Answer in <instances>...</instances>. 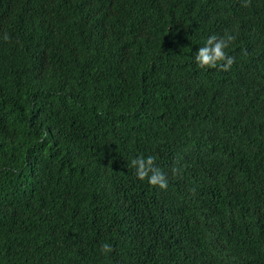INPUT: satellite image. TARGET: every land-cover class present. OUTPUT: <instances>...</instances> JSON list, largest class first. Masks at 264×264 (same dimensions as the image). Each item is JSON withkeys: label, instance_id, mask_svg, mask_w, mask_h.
Instances as JSON below:
<instances>
[{"label": "trees", "instance_id": "16d2710c", "mask_svg": "<svg viewBox=\"0 0 264 264\" xmlns=\"http://www.w3.org/2000/svg\"><path fill=\"white\" fill-rule=\"evenodd\" d=\"M0 264H264V0H0Z\"/></svg>", "mask_w": 264, "mask_h": 264}, {"label": "clouds", "instance_id": "9594fccd", "mask_svg": "<svg viewBox=\"0 0 264 264\" xmlns=\"http://www.w3.org/2000/svg\"><path fill=\"white\" fill-rule=\"evenodd\" d=\"M235 37L231 34H219L211 32L205 38L194 53V61L198 68L207 70L213 67L220 69H229L233 64L234 57L229 54V47ZM129 165L133 168L135 175L147 181L160 189H166L169 185L167 172L157 162L154 154H138L131 157ZM113 245L104 241L100 244L102 252H109Z\"/></svg>", "mask_w": 264, "mask_h": 264}]
</instances>
